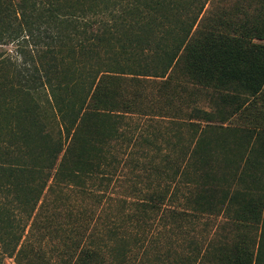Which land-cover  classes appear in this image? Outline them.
Returning <instances> with one entry per match:
<instances>
[{
	"label": "trees",
	"instance_id": "obj_1",
	"mask_svg": "<svg viewBox=\"0 0 264 264\" xmlns=\"http://www.w3.org/2000/svg\"><path fill=\"white\" fill-rule=\"evenodd\" d=\"M31 1L0 0V27H4L0 31V44L14 45L13 54L5 51L3 57L16 70L18 83L37 96L43 95L49 105V109L43 107L52 114L55 135L48 153L61 154L53 171L54 166L51 168L50 164L54 159L32 166L27 161L30 155L23 156L21 147V157L3 158L7 164L4 168L18 172L29 170L32 178L22 192H12L13 186L9 183L0 186V264L4 256L12 258L15 264H209L212 239L207 238L202 247L191 234L198 207L171 203L177 177L188 174L197 142L182 157L165 153L161 168L152 155L159 149L154 138L160 130H148V127L142 130L143 123L133 126L129 120L141 117L147 121L166 119L175 123L179 119L164 114L159 108L144 107L140 102L144 94L136 84L141 77L158 78L168 84L175 74H180L216 90L235 83L247 92L261 94L264 44L255 40H264V26L240 27V33L230 35L223 31L227 22L221 19L203 24L205 2L193 0L184 10L187 16L181 22L184 26L162 16L160 26L165 24L164 28L172 30L178 27L184 32L183 39L162 46L150 38L158 36V29H151L147 35L141 17L131 18L124 0H100L108 6L107 14L92 16L90 21L78 19L88 17L86 13L92 6L75 5L73 0L68 4L66 0L65 4L57 0H35L38 14L31 19L33 13L25 12ZM65 11L69 19L60 17ZM114 15L122 20L121 31H131L122 33L125 42H120L114 34L105 36L111 25L117 28L118 24L111 23ZM54 23L64 24L65 32L61 36L54 34ZM195 23L194 35L187 39ZM61 38H66L67 44ZM67 51L73 53L72 58L74 55L78 59L81 55L86 57L80 88L74 93L65 92L61 86L65 64L70 59ZM110 55L129 63L137 72L134 68L125 69L114 58L101 59ZM63 83L66 85L64 79ZM61 90L66 95L59 98ZM173 93L167 100L179 95ZM238 107L239 104L236 110ZM191 115L187 120L194 125L196 116ZM119 153L124 156L122 167L153 171L156 176L148 179L149 182L132 181L127 192L116 198L107 189L113 176H121ZM144 159L146 164L142 166ZM69 162L74 170L66 173L64 168ZM48 167L50 174L46 173ZM136 173L133 177L139 178ZM57 184L90 196V202L75 206L68 205L64 199L61 211L50 213V193ZM231 200L233 195L227 201ZM261 206L246 201L243 208H247L236 210V216L259 222ZM263 232L264 211L258 242L243 234L230 244L222 240V244L212 249L213 264H262ZM180 235L187 237L179 238ZM181 241L187 243L184 245L188 247L187 254L178 250L183 245Z\"/></svg>",
	"mask_w": 264,
	"mask_h": 264
},
{
	"label": "rangeland",
	"instance_id": "obj_2",
	"mask_svg": "<svg viewBox=\"0 0 264 264\" xmlns=\"http://www.w3.org/2000/svg\"><path fill=\"white\" fill-rule=\"evenodd\" d=\"M66 1V4L70 2V0ZM73 1L75 5L92 6V9H89L86 13L88 17H79V21H90L92 16L98 18L100 15L104 16L107 14L105 9L108 6L100 0ZM192 1L124 0L128 6L126 10L130 11L131 18L141 17L140 22L145 26L144 31L147 35L151 33V29H158V36L150 38L151 42L156 41L162 46L168 45L172 40L184 38V32L178 27L172 30L171 28H164L166 27L165 24L164 27L160 26L158 23L162 20V16H166L178 26H184V24L181 25L182 20L187 18L184 15V10L187 6L190 7ZM202 1L205 2L204 13L202 14L203 24L205 22L209 24V21L213 22L221 19L222 22H227L228 24L223 28L225 33L234 35L241 32L240 27L259 25L262 28L264 26L262 22L264 20V0ZM57 2L63 4L64 0H57ZM34 3H36L35 0L29 2L25 8V12L33 13L30 16L31 19H34L38 14ZM66 7L67 5L63 7V10ZM63 14L64 16H60L61 18L69 17L66 16L68 15L66 11ZM121 15L125 16L122 12ZM34 21L37 22L38 20L35 19ZM121 21L120 16H112L111 23L118 24L117 28L111 25L109 34L105 31V36L114 34L115 38H120V42H125L123 38L125 35L122 33L131 31H121ZM58 22L61 21H57L56 23ZM64 24L58 25L54 23L52 25L54 34L61 36L65 32L63 29ZM89 24L93 25L91 22ZM195 27L196 23L187 39L194 35L192 33ZM2 29L4 30V27H0V31ZM115 38H112V40L115 41ZM61 39L64 44H67L66 38ZM255 42L264 44V40L256 39ZM115 44H117L116 41ZM14 49V45L11 42L0 44V186L4 183H9L13 186L12 192H22L27 188L29 184L28 180L32 178L29 175L32 172L29 170L18 172L13 168H4L7 164L4 163L6 161L3 158L15 160L21 157L19 153V147H21L23 156L27 157L30 155L27 161L31 162L32 166L41 164L50 158L54 159L53 164H50L51 168L54 166L52 168L53 171L58 165L57 161L60 159L59 154L61 153H48L55 135L53 129L55 122L52 119L51 112L48 110L49 105L44 101V96H37L33 91L21 86L18 83L19 76L16 75V70L12 66L10 67L8 62L4 60V54L6 52L13 54ZM65 53L70 59H67L69 63L66 62L65 64L61 86L65 92L74 93L80 88V77L83 76V66L86 57L81 55L80 59H78L74 55L72 58L71 55L73 53L71 51ZM140 55L142 53H138V56ZM112 58L116 62L121 61L125 69L134 68L130 67L129 63L123 62L124 60L118 59L115 56L101 57L103 61H111ZM75 59L79 60V63H73ZM134 69L133 71L137 72L136 68ZM63 79L66 85H64ZM138 83L136 85H140L139 87L144 94V98L140 99L144 107L159 108V110L165 112L164 114L173 115L176 116V119H179L175 123H169L170 121L166 119H153L158 122L147 121V119L144 120L141 117H134L136 119L132 118L129 120V124L133 126H136L137 123H143L142 130H145L146 127H148V130H160V133L156 134L154 141L161 151L159 149L155 150L156 153L152 154L153 160L160 163L162 168L164 167L162 158L165 153L180 155L182 157L183 153L189 151V146L191 149V146L194 143L196 146L197 142V146L193 149V163L191 162V165L187 169L188 174L177 177L178 185L175 189V196L172 198L174 202L171 203L176 202L181 206L186 205L189 208L198 207L197 210L199 211L196 213L195 220H193L194 233L191 234L197 239L196 243L202 247L208 241L207 238L212 239L211 243L213 246L209 250V260H207L209 264L214 263L212 258L213 247L219 246L222 240L230 244L236 242L243 234V236L252 238V240L258 242L261 217L264 211V133L260 131L257 134L254 133L248 128L249 121L247 122L235 113L238 101L246 100L244 93L247 91L235 83H228L218 90L210 86L204 87L192 79L189 80L186 77H181L180 74H175L174 80H171L168 84L153 77H141ZM175 86L176 88L174 89ZM64 90L60 91L59 98L66 95L63 94ZM177 92L178 96H173L171 101L167 100L168 95H171V93L175 95ZM43 106H46L48 109ZM203 111L206 114L201 113ZM191 114H195L196 116L193 120L196 123L194 125L188 123L187 120V117H192ZM259 116H263L264 118V109L261 110ZM197 139L199 140L197 141ZM7 151L10 152L8 155ZM118 158L120 159L119 165L122 170L119 173L121 176H118L117 172L118 177L113 176L107 189L116 198H119L122 193L127 192L126 188H128L132 181L149 182L151 178L156 176V173L153 171L128 170L127 167H122L121 162L124 156L119 153ZM145 161L144 159L141 163L142 166L146 164ZM67 166L64 168V172L66 171L67 173L74 170L70 166V162ZM50 167H48L46 173L49 172L50 174L52 172ZM134 171L137 172L136 174L139 178L133 177ZM164 183L165 181L162 178L161 185ZM194 183L197 185L193 187ZM60 184H57L51 190L50 197L52 202L49 204L50 213L53 210L56 213L61 211L60 209L62 208L60 206L64 199H67L68 205L75 206L83 204V201L90 202V196L71 191L70 189H66L65 186L61 187ZM142 184L145 185L144 182ZM190 187L192 188L190 189ZM187 194L189 198L186 197ZM232 195L233 200L228 202V198ZM249 200L253 204L262 205L259 222L257 220L252 223L253 220L251 219L236 216V210L242 209L245 202ZM246 208L244 207L242 210ZM201 210L205 212L201 213ZM237 218H240V221L236 220ZM188 227L192 228V225ZM185 237L187 236L180 235L179 238ZM262 238L263 248L261 256L263 259L262 264H264V232ZM181 242H183V245H180L178 250L182 254H187L188 249L186 248L188 247L184 246L187 243ZM2 264L15 263L12 258L4 256Z\"/></svg>",
	"mask_w": 264,
	"mask_h": 264
},
{
	"label": "crops",
	"instance_id": "obj_3",
	"mask_svg": "<svg viewBox=\"0 0 264 264\" xmlns=\"http://www.w3.org/2000/svg\"><path fill=\"white\" fill-rule=\"evenodd\" d=\"M243 91L246 92L245 90ZM246 93H244L246 100L243 98L244 100L238 101L237 104H239V107L235 113H237L240 118H244L247 122L249 121L248 128L254 133L257 134L259 131L264 133V118L263 116H259L261 110L264 109V85L261 92L262 95L259 94L260 91L254 94L249 91ZM258 121L260 122L258 123Z\"/></svg>",
	"mask_w": 264,
	"mask_h": 264
}]
</instances>
